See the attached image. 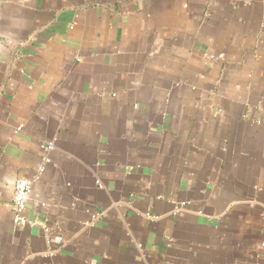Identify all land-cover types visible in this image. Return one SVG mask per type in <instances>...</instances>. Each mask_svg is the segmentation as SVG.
Returning <instances> with one entry per match:
<instances>
[{
  "label": "crops",
  "instance_id": "0c3cea01",
  "mask_svg": "<svg viewBox=\"0 0 264 264\" xmlns=\"http://www.w3.org/2000/svg\"><path fill=\"white\" fill-rule=\"evenodd\" d=\"M0 35V264H264V0H0Z\"/></svg>",
  "mask_w": 264,
  "mask_h": 264
},
{
  "label": "built area",
  "instance_id": "2783aa9c",
  "mask_svg": "<svg viewBox=\"0 0 264 264\" xmlns=\"http://www.w3.org/2000/svg\"><path fill=\"white\" fill-rule=\"evenodd\" d=\"M1 37V35H0ZM18 130H21L20 128ZM45 152L43 157V166L41 172L45 170V167L52 162L51 153L56 149L53 142H47L42 145ZM99 183V182H98ZM33 181L29 179H19L15 182L14 195H13V207L15 212L14 222L18 226H25L30 223L35 225V222H30L25 217V213L28 208V204L31 199Z\"/></svg>",
  "mask_w": 264,
  "mask_h": 264
}]
</instances>
